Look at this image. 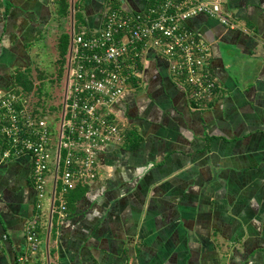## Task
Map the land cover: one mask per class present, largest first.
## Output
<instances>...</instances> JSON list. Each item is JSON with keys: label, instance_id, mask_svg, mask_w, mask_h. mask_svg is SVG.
<instances>
[{"label": "crops", "instance_id": "1", "mask_svg": "<svg viewBox=\"0 0 264 264\" xmlns=\"http://www.w3.org/2000/svg\"><path fill=\"white\" fill-rule=\"evenodd\" d=\"M75 1L63 16L56 0H0V87L20 71L37 82L33 62L64 20L90 32L107 5L136 13L157 0ZM223 7L233 27L203 12L186 20L210 44L213 98L197 106L170 58L144 47L114 104L123 139L98 150L96 179L69 192L51 226L31 155L3 157L0 136V264H15L36 215L34 264H264V0Z\"/></svg>", "mask_w": 264, "mask_h": 264}, {"label": "built area", "instance_id": "2", "mask_svg": "<svg viewBox=\"0 0 264 264\" xmlns=\"http://www.w3.org/2000/svg\"><path fill=\"white\" fill-rule=\"evenodd\" d=\"M200 12L230 27L235 25L223 0H157L136 13L107 5L97 30L72 27L56 136L47 115L33 108L28 98L31 91L0 87L2 156L31 155L36 204L41 208L42 199L48 196L49 226L54 212L58 218L66 214L65 190L96 179L98 150L123 139L124 126L116 118L114 104L139 74L144 47L154 46L170 58L172 73L191 87L197 106L213 98L217 80L205 69L210 44L186 24L187 18ZM38 239L36 215L25 226L26 246L15 264H34L30 256Z\"/></svg>", "mask_w": 264, "mask_h": 264}, {"label": "rangeland", "instance_id": "3", "mask_svg": "<svg viewBox=\"0 0 264 264\" xmlns=\"http://www.w3.org/2000/svg\"><path fill=\"white\" fill-rule=\"evenodd\" d=\"M69 19V18H68ZM64 20L61 26L70 34L73 26L70 20ZM56 35L51 40L49 49L42 47L40 56L33 62L34 74L40 75L37 78L33 90L30 92V99L33 108L41 114H46L53 126V135L57 133V123L59 118L61 96L64 89L65 64L62 75L58 76L59 63L57 61L58 53L56 51ZM66 60V55H65ZM66 62V61H65ZM34 82V81H33ZM41 85V91L38 86ZM37 103V104H36ZM53 137V136H52ZM55 138L53 137V140Z\"/></svg>", "mask_w": 264, "mask_h": 264}, {"label": "trees", "instance_id": "4", "mask_svg": "<svg viewBox=\"0 0 264 264\" xmlns=\"http://www.w3.org/2000/svg\"><path fill=\"white\" fill-rule=\"evenodd\" d=\"M56 4H57V10L59 12V14L63 15V16H68L69 12H70V0H56ZM76 1L74 0V3L72 4V6L74 8H76L77 6ZM75 10V9H74ZM76 10L74 11V17H76L75 14ZM78 16V14H77ZM78 18V17H77ZM78 29V28H77ZM70 41V35L67 31H63L57 40V49H58V58L57 61L59 63V68H58V76L60 77L63 73V69H64V63H65V55L68 51V44ZM35 86V83L33 82V80L30 78L29 73L27 72H18L15 75V83H13V85H11L10 87L15 89L18 92H22V93H28L30 91L33 90ZM38 90L41 91V85L38 86ZM86 184H76L73 187L67 188L65 190V192L63 193V198L65 200L66 203V213H67V201L68 199L70 200L71 195L68 196L69 192H73L75 190H79L78 193L83 192L85 189ZM68 196V198H67ZM74 199V198H73ZM58 199L55 200V203H58ZM57 213L54 212L52 215V221L54 219V217H56Z\"/></svg>", "mask_w": 264, "mask_h": 264}]
</instances>
